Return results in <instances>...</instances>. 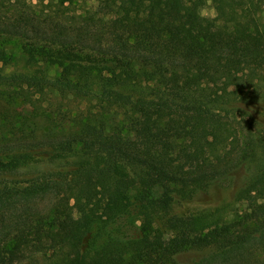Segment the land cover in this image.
Wrapping results in <instances>:
<instances>
[{
    "label": "trees",
    "instance_id": "1",
    "mask_svg": "<svg viewBox=\"0 0 264 264\" xmlns=\"http://www.w3.org/2000/svg\"><path fill=\"white\" fill-rule=\"evenodd\" d=\"M0 34L26 40L0 45V171L73 166L0 179V264H255L264 129L242 105L264 102V0H0ZM240 166V209L171 211Z\"/></svg>",
    "mask_w": 264,
    "mask_h": 264
},
{
    "label": "rangeland",
    "instance_id": "2",
    "mask_svg": "<svg viewBox=\"0 0 264 264\" xmlns=\"http://www.w3.org/2000/svg\"><path fill=\"white\" fill-rule=\"evenodd\" d=\"M172 3L174 5H179L181 0H172ZM201 12L206 16H212L214 14V10L210 3L206 4ZM25 41L26 40L22 37L0 34V45H5V47L10 48L11 50L21 47ZM67 102L74 111L79 108L83 109L84 107H87L85 100L74 97L69 98ZM242 108L249 111L260 122V125L264 129V102H250L248 104L242 105ZM8 109H12V107H9ZM20 112L23 111L20 110ZM69 161L70 158H62L61 156H52L51 153L35 151L33 154L28 156L25 164H21L17 169L0 171V179L30 178L42 172L72 170L73 166L72 163L69 165ZM249 170L250 168L248 169L241 166L236 167L234 170H232L230 175L215 181L208 188L197 192L190 198L183 199L178 196H173V198H171L169 201L171 211L174 214L181 216H197L201 213H207L218 208L225 209L226 211L240 209L242 206L235 202V192L240 186L248 182L250 178ZM249 226L252 227L253 225ZM259 231L260 230L255 229L252 233L247 232V234L249 237L252 235L259 236ZM250 242L251 261L255 264H264V242L262 245H258L256 240L251 239L249 240V243ZM216 249L217 248H191L183 251L176 257L174 256L173 259L177 260L180 264H190ZM235 262L238 264L239 261L236 260ZM18 264L30 263L25 261ZM37 264H40V261H38Z\"/></svg>",
    "mask_w": 264,
    "mask_h": 264
}]
</instances>
